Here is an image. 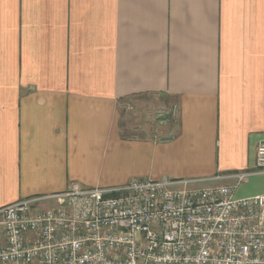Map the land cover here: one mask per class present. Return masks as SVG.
Masks as SVG:
<instances>
[{"label":"crops","instance_id":"crops-1","mask_svg":"<svg viewBox=\"0 0 264 264\" xmlns=\"http://www.w3.org/2000/svg\"><path fill=\"white\" fill-rule=\"evenodd\" d=\"M261 142L264 0H0V209L74 183L234 185Z\"/></svg>","mask_w":264,"mask_h":264},{"label":"built area","instance_id":"built-area-1","mask_svg":"<svg viewBox=\"0 0 264 264\" xmlns=\"http://www.w3.org/2000/svg\"><path fill=\"white\" fill-rule=\"evenodd\" d=\"M252 174H264V142L234 185L74 183L11 203L0 209V264H264V194L234 198Z\"/></svg>","mask_w":264,"mask_h":264},{"label":"rangeland","instance_id":"rangeland-1","mask_svg":"<svg viewBox=\"0 0 264 264\" xmlns=\"http://www.w3.org/2000/svg\"><path fill=\"white\" fill-rule=\"evenodd\" d=\"M245 181V180H244ZM244 181H242V182H244ZM241 182V183H242ZM240 183V184H241ZM256 195H259V194H256ZM252 196H254V195H252ZM247 197H249V196H247ZM234 198H244V197H241V196H239L237 193H236V189H235V192H234Z\"/></svg>","mask_w":264,"mask_h":264}]
</instances>
